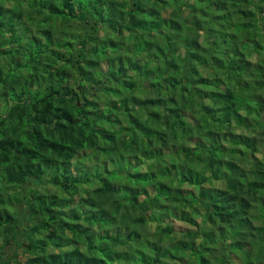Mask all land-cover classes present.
<instances>
[{"label":"trees","instance_id":"trees-1","mask_svg":"<svg viewBox=\"0 0 264 264\" xmlns=\"http://www.w3.org/2000/svg\"><path fill=\"white\" fill-rule=\"evenodd\" d=\"M0 264H264V0H0Z\"/></svg>","mask_w":264,"mask_h":264},{"label":"rangeland","instance_id":"rangeland-1","mask_svg":"<svg viewBox=\"0 0 264 264\" xmlns=\"http://www.w3.org/2000/svg\"><path fill=\"white\" fill-rule=\"evenodd\" d=\"M242 131H243L242 128L237 130V132H242ZM244 132H245V130H244ZM13 253H14V252H12V250H11L10 247H9V248L7 249V255H8V256H11ZM18 253H19V255H18V260L26 262L28 256H26V255L23 253V250H22V249L18 250Z\"/></svg>","mask_w":264,"mask_h":264}]
</instances>
